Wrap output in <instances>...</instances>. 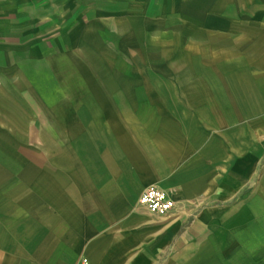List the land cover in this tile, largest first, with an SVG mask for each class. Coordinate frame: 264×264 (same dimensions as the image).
Here are the masks:
<instances>
[{"label": "crops", "instance_id": "crops-1", "mask_svg": "<svg viewBox=\"0 0 264 264\" xmlns=\"http://www.w3.org/2000/svg\"><path fill=\"white\" fill-rule=\"evenodd\" d=\"M261 1L74 0L101 26L163 32L143 71L157 81L106 90L126 98L60 124L55 150L45 134L0 150V264H264ZM149 186L167 216L139 204Z\"/></svg>", "mask_w": 264, "mask_h": 264}, {"label": "rangeland", "instance_id": "rangeland-1", "mask_svg": "<svg viewBox=\"0 0 264 264\" xmlns=\"http://www.w3.org/2000/svg\"><path fill=\"white\" fill-rule=\"evenodd\" d=\"M208 1L206 6L214 10L250 7L253 0ZM73 2L0 0L1 151H24L29 142L40 148L43 134L55 150L63 135L60 124L79 119L88 124L100 114L97 104L126 98L107 91L157 81L154 75L143 79V71L150 40L163 32L146 37L115 16L102 19L101 26L90 21L92 12ZM255 5L260 7V0ZM75 14L82 16L81 24ZM0 166L11 163L0 156Z\"/></svg>", "mask_w": 264, "mask_h": 264}, {"label": "built area", "instance_id": "built-area-1", "mask_svg": "<svg viewBox=\"0 0 264 264\" xmlns=\"http://www.w3.org/2000/svg\"><path fill=\"white\" fill-rule=\"evenodd\" d=\"M146 210L157 216H167L175 207V201L165 192L156 186H149L141 193L139 199ZM79 264H90L86 259H82Z\"/></svg>", "mask_w": 264, "mask_h": 264}]
</instances>
